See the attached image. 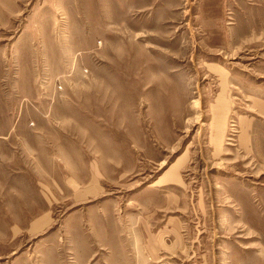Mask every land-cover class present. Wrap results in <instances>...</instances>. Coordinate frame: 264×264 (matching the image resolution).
I'll use <instances>...</instances> for the list:
<instances>
[{"label": "rangeland", "instance_id": "rangeland-1", "mask_svg": "<svg viewBox=\"0 0 264 264\" xmlns=\"http://www.w3.org/2000/svg\"><path fill=\"white\" fill-rule=\"evenodd\" d=\"M0 264H264V0H0Z\"/></svg>", "mask_w": 264, "mask_h": 264}, {"label": "crops", "instance_id": "crops-1", "mask_svg": "<svg viewBox=\"0 0 264 264\" xmlns=\"http://www.w3.org/2000/svg\"><path fill=\"white\" fill-rule=\"evenodd\" d=\"M101 234L104 236V239H101L102 240V244H101V246H108V242H106L107 241V235H106V232H103V230L101 231ZM112 234V233H111ZM165 236V235H164ZM117 238V237H116ZM165 237H158V240H155L154 242H152L151 244L150 243H148L147 244V248H148V250H153V249H155V247H156V242H157V247H161V245H163L164 247L166 246V241H165V239H164ZM118 239V238H117ZM164 239V241L163 242H161L162 240ZM160 249V248H159Z\"/></svg>", "mask_w": 264, "mask_h": 264}]
</instances>
